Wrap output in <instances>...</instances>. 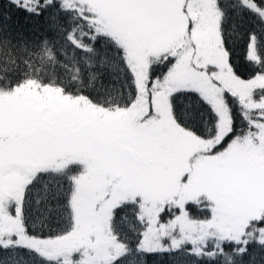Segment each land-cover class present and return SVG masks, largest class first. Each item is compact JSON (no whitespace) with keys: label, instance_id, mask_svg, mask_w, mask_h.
Instances as JSON below:
<instances>
[{"label":"snow or ice","instance_id":"1","mask_svg":"<svg viewBox=\"0 0 264 264\" xmlns=\"http://www.w3.org/2000/svg\"><path fill=\"white\" fill-rule=\"evenodd\" d=\"M0 264H264V0H0Z\"/></svg>","mask_w":264,"mask_h":264}]
</instances>
